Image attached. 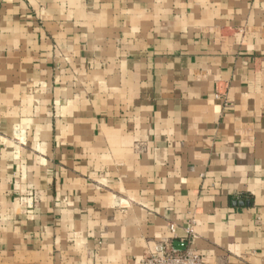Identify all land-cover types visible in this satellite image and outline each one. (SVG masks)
I'll return each mask as SVG.
<instances>
[{
	"label": "crops",
	"instance_id": "obj_1",
	"mask_svg": "<svg viewBox=\"0 0 264 264\" xmlns=\"http://www.w3.org/2000/svg\"><path fill=\"white\" fill-rule=\"evenodd\" d=\"M164 240L264 264V0H0V264Z\"/></svg>",
	"mask_w": 264,
	"mask_h": 264
},
{
	"label": "built area",
	"instance_id": "obj_2",
	"mask_svg": "<svg viewBox=\"0 0 264 264\" xmlns=\"http://www.w3.org/2000/svg\"><path fill=\"white\" fill-rule=\"evenodd\" d=\"M168 229L172 238H175L173 225H169ZM185 231L188 235L192 234L190 227ZM137 264H204V261L191 248L178 251L172 247L169 241L164 240L152 243L147 254L139 258Z\"/></svg>",
	"mask_w": 264,
	"mask_h": 264
},
{
	"label": "water",
	"instance_id": "obj_3",
	"mask_svg": "<svg viewBox=\"0 0 264 264\" xmlns=\"http://www.w3.org/2000/svg\"><path fill=\"white\" fill-rule=\"evenodd\" d=\"M176 250H178V251H182V249H176Z\"/></svg>",
	"mask_w": 264,
	"mask_h": 264
}]
</instances>
